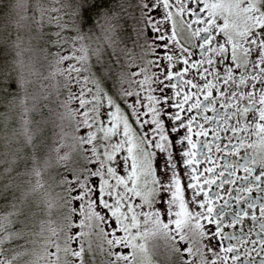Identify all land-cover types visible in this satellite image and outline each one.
Listing matches in <instances>:
<instances>
[{
	"label": "snow or ice",
	"instance_id": "obj_1",
	"mask_svg": "<svg viewBox=\"0 0 264 264\" xmlns=\"http://www.w3.org/2000/svg\"><path fill=\"white\" fill-rule=\"evenodd\" d=\"M0 105V264H264V0H0Z\"/></svg>",
	"mask_w": 264,
	"mask_h": 264
},
{
	"label": "trees",
	"instance_id": "obj_2",
	"mask_svg": "<svg viewBox=\"0 0 264 264\" xmlns=\"http://www.w3.org/2000/svg\"><path fill=\"white\" fill-rule=\"evenodd\" d=\"M92 15L95 16V10H93ZM14 58V54L9 55L8 59L11 61ZM17 73H14V78L16 77ZM33 89H29V91H32ZM13 92L16 94V104L14 106V110H12L9 113L10 121H9V131L12 129H18L20 127V120L22 115V109L19 107V100L23 98V91L20 89H13ZM11 99V97L9 98ZM6 109L0 105V112H4ZM5 133L2 129V126H0V136H3ZM3 141L0 140V144H2ZM2 150V148H0Z\"/></svg>",
	"mask_w": 264,
	"mask_h": 264
},
{
	"label": "rangeland",
	"instance_id": "obj_3",
	"mask_svg": "<svg viewBox=\"0 0 264 264\" xmlns=\"http://www.w3.org/2000/svg\"><path fill=\"white\" fill-rule=\"evenodd\" d=\"M158 159H159V163H160L161 165H163V160H164L163 154H161L160 157H159Z\"/></svg>",
	"mask_w": 264,
	"mask_h": 264
}]
</instances>
